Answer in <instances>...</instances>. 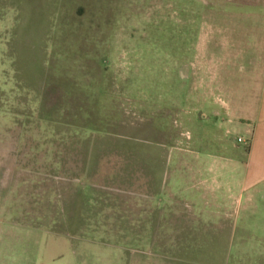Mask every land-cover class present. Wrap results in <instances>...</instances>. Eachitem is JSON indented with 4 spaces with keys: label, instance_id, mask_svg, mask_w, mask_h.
Segmentation results:
<instances>
[{
    "label": "rangeland",
    "instance_id": "374dc122",
    "mask_svg": "<svg viewBox=\"0 0 264 264\" xmlns=\"http://www.w3.org/2000/svg\"><path fill=\"white\" fill-rule=\"evenodd\" d=\"M210 5L219 0H52L46 17L5 25L0 218L20 235V264H124L125 195L166 153L157 143L177 137L172 108L195 107L189 65ZM76 211L85 224H70ZM179 243V259L160 240L146 263L264 264V242Z\"/></svg>",
    "mask_w": 264,
    "mask_h": 264
},
{
    "label": "crops",
    "instance_id": "0c3cea01",
    "mask_svg": "<svg viewBox=\"0 0 264 264\" xmlns=\"http://www.w3.org/2000/svg\"><path fill=\"white\" fill-rule=\"evenodd\" d=\"M50 10L52 0H0L1 52L6 24ZM202 24V58L189 65L202 71L188 76L195 107L172 108L177 137L157 143L166 153L148 159L156 166L125 195L124 264H147L160 240L177 245L178 259L182 241H207L209 249L218 242L226 252L235 241L264 242V0H219ZM71 223L86 222L76 211ZM2 225L0 218V264H20V235Z\"/></svg>",
    "mask_w": 264,
    "mask_h": 264
}]
</instances>
